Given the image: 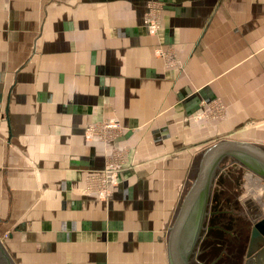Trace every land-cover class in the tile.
<instances>
[{
	"label": "crops",
	"instance_id": "0c3cea01",
	"mask_svg": "<svg viewBox=\"0 0 264 264\" xmlns=\"http://www.w3.org/2000/svg\"><path fill=\"white\" fill-rule=\"evenodd\" d=\"M109 120L114 140L86 135ZM221 139L264 143V0H0V239L16 264H169L194 161ZM124 147L110 198L86 192ZM240 167V203L264 216V180Z\"/></svg>",
	"mask_w": 264,
	"mask_h": 264
},
{
	"label": "water",
	"instance_id": "95a60500",
	"mask_svg": "<svg viewBox=\"0 0 264 264\" xmlns=\"http://www.w3.org/2000/svg\"><path fill=\"white\" fill-rule=\"evenodd\" d=\"M228 163H237L264 180V144L235 139H221L204 148L196 157L190 183L169 226V264H194L199 253L205 219L215 179ZM263 256L264 216L252 228L248 257ZM0 258L6 264H16L0 239Z\"/></svg>",
	"mask_w": 264,
	"mask_h": 264
},
{
	"label": "flooded vegetation",
	"instance_id": "af4514ba",
	"mask_svg": "<svg viewBox=\"0 0 264 264\" xmlns=\"http://www.w3.org/2000/svg\"><path fill=\"white\" fill-rule=\"evenodd\" d=\"M224 173L227 174V172ZM217 195L214 183L209 204V215L205 219V227L208 228L203 230L202 238L198 243L199 253L194 256L193 263L243 264L246 259L250 258L248 257V250L252 240V228L256 222L263 218V216L259 217L260 206L251 200H246L244 205L240 203L241 209L234 207V202L240 199L238 196L233 201L229 198L224 199L223 201L227 202V208H224L222 204H218ZM246 205L249 206L248 211L251 220L245 215L244 206ZM220 216H224L221 221L215 220ZM235 218H238V221L234 220ZM217 229L220 230L218 234H216L219 232ZM230 247L231 253H227L226 250ZM254 262L256 264L264 262L263 256L256 257L254 255ZM0 264H6L3 258H0Z\"/></svg>",
	"mask_w": 264,
	"mask_h": 264
},
{
	"label": "built area",
	"instance_id": "2783aa9c",
	"mask_svg": "<svg viewBox=\"0 0 264 264\" xmlns=\"http://www.w3.org/2000/svg\"><path fill=\"white\" fill-rule=\"evenodd\" d=\"M160 7L156 2L148 5L144 15V22L151 34H156L160 28ZM156 53L166 55L162 48H158ZM171 61V59H170ZM219 105V104H218ZM121 131V125L117 120H109L101 123L91 124L86 129V135L89 138L107 139L113 138ZM123 149H116L108 158L104 170L90 174L87 177L86 192L96 193L100 198L109 197L113 191V185L117 183V175L120 172V166L126 161Z\"/></svg>",
	"mask_w": 264,
	"mask_h": 264
},
{
	"label": "rangeland",
	"instance_id": "374dc122",
	"mask_svg": "<svg viewBox=\"0 0 264 264\" xmlns=\"http://www.w3.org/2000/svg\"><path fill=\"white\" fill-rule=\"evenodd\" d=\"M211 114L213 116L215 115V117L213 118L211 116ZM223 114H224L223 105H218V106H214V107L205 106V108L202 110L201 117L204 120H210V119H215V118L221 119L223 117ZM91 139H93V138H91ZM99 140L107 142V141L114 140V138H108L105 140L99 139ZM262 144H264V143H262ZM117 149H123L124 151H127V148H125V147L124 148H117ZM124 156L127 159L128 155L126 154V152H125ZM125 162L122 163V165L120 166L121 167L120 171L123 169ZM105 166H106V164H105ZM224 172H227V174ZM244 173H245V171L239 165H237V163H228L223 167L222 171L216 177L214 183H215L216 192L218 194L217 195L218 196L217 201H218V204L219 203L222 204V207L227 208V204H226L227 202L223 201L224 199L229 198V200L231 199V201H232V199L234 200L235 197L241 196L245 193V189L243 188V186L247 184V182L249 180L248 178L252 179L253 176H252V174L251 175L248 174L249 177L248 176L245 177L246 174L244 175ZM119 174H120V172L117 175V183L119 181ZM116 184L113 185V188H114V186H116ZM260 192L259 193L256 192L257 194H255V196L253 195V197L256 198L257 201H258L257 196L261 195ZM110 196L107 198H104V199H108V198H110ZM233 206L239 207L241 209L240 200L239 201L236 200L234 202ZM223 218H224V216H222V217L220 216L219 218H217L215 220L221 221V219H223ZM234 220L238 221V218H235ZM7 236H8V234L5 233L3 237L6 239Z\"/></svg>",
	"mask_w": 264,
	"mask_h": 264
}]
</instances>
